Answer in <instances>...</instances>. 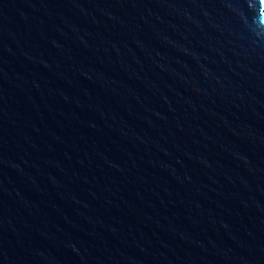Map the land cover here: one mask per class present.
<instances>
[{
  "label": "water",
  "instance_id": "95a60500",
  "mask_svg": "<svg viewBox=\"0 0 264 264\" xmlns=\"http://www.w3.org/2000/svg\"><path fill=\"white\" fill-rule=\"evenodd\" d=\"M0 264H264V0H0Z\"/></svg>",
  "mask_w": 264,
  "mask_h": 264
}]
</instances>
